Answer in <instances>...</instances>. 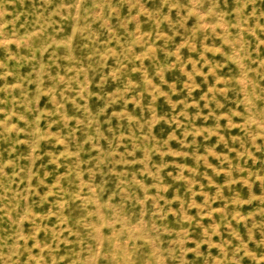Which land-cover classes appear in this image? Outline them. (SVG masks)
Returning a JSON list of instances; mask_svg holds the SVG:
<instances>
[{"label":"rangeland","instance_id":"obj_1","mask_svg":"<svg viewBox=\"0 0 264 264\" xmlns=\"http://www.w3.org/2000/svg\"><path fill=\"white\" fill-rule=\"evenodd\" d=\"M0 264H264V0H0Z\"/></svg>","mask_w":264,"mask_h":264}]
</instances>
